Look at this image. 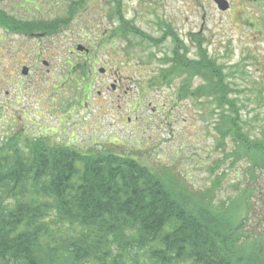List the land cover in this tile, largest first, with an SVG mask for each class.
Masks as SVG:
<instances>
[{
    "label": "rangeland",
    "instance_id": "374dc122",
    "mask_svg": "<svg viewBox=\"0 0 264 264\" xmlns=\"http://www.w3.org/2000/svg\"><path fill=\"white\" fill-rule=\"evenodd\" d=\"M148 1L136 11V0H124L123 12L155 39L168 26L172 32L158 44L132 33L115 36L110 0H97L89 23H72L54 36L0 29V146L17 136L21 147L25 139L44 140L82 155L130 156L197 194L212 190L215 205L244 199L247 191L252 210L245 230L259 240L264 172L250 179L246 162L231 166L225 155L232 145L226 141L219 149L213 130L227 107L218 108L208 94L195 98L194 91L206 88L204 80L171 74L166 60L178 48L179 56L219 66L234 90L227 97L243 115L256 118L252 133L264 134V0H228L229 12L213 0ZM79 45L89 53H80ZM41 51H47L42 59L48 67L38 59Z\"/></svg>",
    "mask_w": 264,
    "mask_h": 264
},
{
    "label": "trees",
    "instance_id": "16d2710c",
    "mask_svg": "<svg viewBox=\"0 0 264 264\" xmlns=\"http://www.w3.org/2000/svg\"><path fill=\"white\" fill-rule=\"evenodd\" d=\"M177 50L169 72L199 75L206 88L193 96L227 107L214 120L218 148L230 142L225 157L246 162L250 179L264 172V134L227 97V75ZM17 140L0 146V264H264V236L245 230L247 191L215 205L212 190L197 194L130 156Z\"/></svg>",
    "mask_w": 264,
    "mask_h": 264
},
{
    "label": "flooded vegetation",
    "instance_id": "af4514ba",
    "mask_svg": "<svg viewBox=\"0 0 264 264\" xmlns=\"http://www.w3.org/2000/svg\"><path fill=\"white\" fill-rule=\"evenodd\" d=\"M110 1L114 8L110 13H108V19L109 21H111L110 23L112 24V26L114 25V27L112 28L116 29H112L114 30L115 36L124 37L128 33H132L135 36H140L148 40L149 42L158 44L163 41L162 37L169 36L166 32H172L170 31L168 26H162L163 21H161L158 25L162 26L163 28L160 34V38L155 39L151 36H148L135 25H133L131 20L125 18L123 12L124 0ZM223 1L228 6L227 10L229 12L231 10L230 1ZM94 5H97V0H0V29L6 32L11 31L15 33L16 29L24 28L25 30L32 31L29 34H26L29 37L54 36V28L61 30L66 28L67 26L72 25V23L84 25L85 23H89L88 14H93L94 10H97V6ZM149 5L150 1L148 0H136L135 10H143ZM54 15L56 16L54 17ZM203 19L204 15L202 20ZM165 26L168 28L167 31L165 29ZM200 30H202V26L200 27ZM173 34L175 33L173 32ZM191 34L193 33L191 32ZM180 39L178 37V44H181ZM82 48L83 49L81 51L78 50L80 53H89V50L84 46H82ZM45 52L47 51H41L40 53H38V59L41 60L44 66L48 67L49 60L42 59L43 56H47L46 54H43ZM167 59L168 60L166 61L168 62L166 65L170 66V59ZM26 69L29 71L28 67H26Z\"/></svg>",
    "mask_w": 264,
    "mask_h": 264
},
{
    "label": "water",
    "instance_id": "95a60500",
    "mask_svg": "<svg viewBox=\"0 0 264 264\" xmlns=\"http://www.w3.org/2000/svg\"><path fill=\"white\" fill-rule=\"evenodd\" d=\"M215 1V3L217 4V6H218V8L220 9V10H222V11H225L227 8H228V6L226 5V3L223 1V0H214ZM79 51H81L83 48L81 47V46H78V48H77ZM27 69L26 68H23L22 69V74L23 75H26L27 74Z\"/></svg>",
    "mask_w": 264,
    "mask_h": 264
}]
</instances>
